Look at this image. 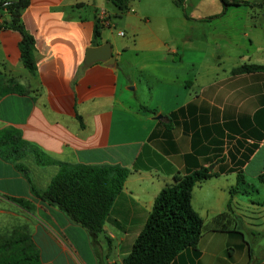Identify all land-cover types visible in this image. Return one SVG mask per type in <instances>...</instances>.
<instances>
[{"label": "crops", "instance_id": "1", "mask_svg": "<svg viewBox=\"0 0 264 264\" xmlns=\"http://www.w3.org/2000/svg\"><path fill=\"white\" fill-rule=\"evenodd\" d=\"M86 3L28 0L20 19L35 39L36 75L21 62L20 33L3 25L0 12V81L14 87L0 97V127H17L53 159L131 171L93 235L32 194L29 178L45 188L56 162L40 164L29 153L19 170L0 158V233L26 230L45 264H123L159 190L177 172L210 166L216 174L191 195L201 235L168 264H264V69L234 71L264 65L250 53L249 31L259 21L248 18L246 30L228 7L212 18L180 20L172 7L143 15L126 1L114 12L124 19L121 39L110 19L99 37L110 42L114 63H85L95 20L101 10L110 15L101 5L80 13ZM203 184L208 189L195 192Z\"/></svg>", "mask_w": 264, "mask_h": 264}, {"label": "trees", "instance_id": "2", "mask_svg": "<svg viewBox=\"0 0 264 264\" xmlns=\"http://www.w3.org/2000/svg\"><path fill=\"white\" fill-rule=\"evenodd\" d=\"M120 9L127 7V0H112ZM247 0H222L223 12L229 5L248 3ZM28 0H5L0 2L4 13L2 23L20 33L18 48L20 59L31 75H36L37 49L32 33L20 19ZM218 14L207 16L212 18ZM103 24L95 20L92 44L99 43ZM264 69L263 64L243 63L234 71ZM14 87L0 81V97ZM17 91H20L17 89ZM146 108L145 106H143ZM170 115H175L171 112ZM29 153L35 155L37 163L56 162L57 171L45 188H37L29 178L32 194L48 203L57 204L72 221L88 228L93 235L102 230V225L111 204L123 187L131 169L120 164L69 163L49 157L35 145L24 139L13 125L0 127V158L12 162L19 170L27 169L23 159ZM216 174L207 166L175 173L173 182L164 185L154 198L151 209L134 239L131 250L123 257V264H168L183 248L195 246L203 230V218L193 208L191 195L193 186ZM238 180L243 179L241 171ZM264 183V171L258 174ZM27 209L33 204L24 197H10ZM225 212L213 217L218 221ZM0 264H45L29 233L24 229H13L0 233Z\"/></svg>", "mask_w": 264, "mask_h": 264}, {"label": "rangeland", "instance_id": "3", "mask_svg": "<svg viewBox=\"0 0 264 264\" xmlns=\"http://www.w3.org/2000/svg\"><path fill=\"white\" fill-rule=\"evenodd\" d=\"M5 0H0L4 2ZM86 6L84 9L80 10V13L92 12L94 6H103L107 12H109V19L111 22L115 21L116 27L112 28V35L115 39H121V35L118 33L119 29L124 31V19L120 18L119 15L115 14V11H119V6L115 4L112 0H85ZM130 1V5L143 15L151 14L156 15L161 9L173 8L174 12L179 15L180 20L184 16L197 17L199 15H208L217 12L222 9V0H127ZM248 3H240L238 5H229V11H232L240 16V22H246L249 18L251 20L255 19L259 21L256 27L252 26L249 33L255 35L254 44L250 50L252 54V59L264 58V0H247ZM70 12H77V10H70ZM124 16V15H122ZM248 22L244 23L245 29H249ZM189 25L186 28L189 29ZM260 33L259 35H257ZM257 35V36H256ZM128 39V33L124 36ZM34 156V155H33ZM263 185V184H262ZM208 189L207 184L197 186L195 192H203ZM196 201V197H195Z\"/></svg>", "mask_w": 264, "mask_h": 264}, {"label": "water", "instance_id": "4", "mask_svg": "<svg viewBox=\"0 0 264 264\" xmlns=\"http://www.w3.org/2000/svg\"><path fill=\"white\" fill-rule=\"evenodd\" d=\"M95 60H103L107 64L114 63L115 53L112 51L109 41L87 47L84 62L89 63ZM157 116L161 117V114ZM54 202L57 203L56 201Z\"/></svg>", "mask_w": 264, "mask_h": 264}, {"label": "built area", "instance_id": "5", "mask_svg": "<svg viewBox=\"0 0 264 264\" xmlns=\"http://www.w3.org/2000/svg\"><path fill=\"white\" fill-rule=\"evenodd\" d=\"M99 22L103 25H109L110 24V21H109V17H108V14L106 13V11L104 10H101L99 15H98V18ZM119 34H123V31H119Z\"/></svg>", "mask_w": 264, "mask_h": 264}]
</instances>
